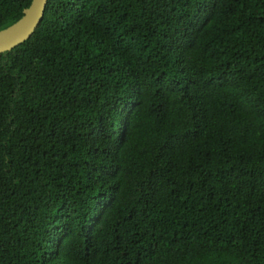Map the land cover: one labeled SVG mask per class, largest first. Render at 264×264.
<instances>
[{
	"label": "trees",
	"instance_id": "16d2710c",
	"mask_svg": "<svg viewBox=\"0 0 264 264\" xmlns=\"http://www.w3.org/2000/svg\"><path fill=\"white\" fill-rule=\"evenodd\" d=\"M0 264H264V0H47L0 53Z\"/></svg>",
	"mask_w": 264,
	"mask_h": 264
},
{
	"label": "water",
	"instance_id": "95a60500",
	"mask_svg": "<svg viewBox=\"0 0 264 264\" xmlns=\"http://www.w3.org/2000/svg\"><path fill=\"white\" fill-rule=\"evenodd\" d=\"M46 3L47 0H31L15 22L0 29V53L10 51L33 34L44 15Z\"/></svg>",
	"mask_w": 264,
	"mask_h": 264
}]
</instances>
